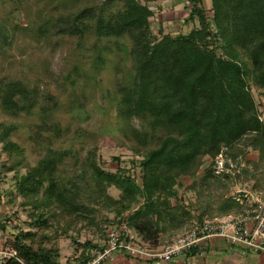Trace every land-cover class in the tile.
<instances>
[{
    "label": "trees",
    "instance_id": "16d2710c",
    "mask_svg": "<svg viewBox=\"0 0 264 264\" xmlns=\"http://www.w3.org/2000/svg\"><path fill=\"white\" fill-rule=\"evenodd\" d=\"M119 1V8L109 19L98 18L91 23L88 19L93 9L83 7L67 10L64 16L46 21L42 28L48 29L50 23L55 31L78 36L93 33L99 38L129 39L131 70L120 91L119 104L126 119L136 120L129 132L137 145L134 152L141 157L140 183L124 167L111 172L94 163L90 166L97 188L96 203L104 209V215L112 214L103 217L102 225L120 219L142 243L154 248L166 230H188L193 225L191 221L201 222L207 215L219 218L241 212L242 205L227 197L216 202V214L212 213L211 206L215 205L208 195L227 191L231 178L214 175L209 166L204 169L197 190L198 195L209 191L204 209L202 205L195 206L194 211L202 209L196 215L171 201V189L178 185L180 177L194 176L204 157L213 160L223 152L235 160L248 148L258 153L253 168L264 162V121L259 119L250 89L253 86L264 93V0H210V15L203 0H181L187 10L184 20L197 21V27L176 36L162 34L159 39L150 30L153 11L159 9V4L154 3L159 0ZM36 100V94L19 81L0 83L4 111L28 112ZM8 146L14 152L19 150L15 143ZM62 156L63 152L48 150L39 161V168L18 181L19 188L36 183L45 188L50 178L54 186L52 193L47 191L37 203H27H34L33 208L43 211L31 224L49 228L44 215L47 211L56 223L69 220L98 227L93 215L95 207L82 203L78 183L66 182L60 187L53 183L51 172ZM242 174L249 172L243 170ZM109 186L120 190L119 198L106 194ZM195 186L192 181L188 189L195 190ZM3 223L0 222L1 231L5 228ZM100 231L102 234L103 228ZM34 236L25 233L21 238L16 235L12 241H6L28 264H61L55 248L33 246ZM95 245L90 241L80 245L77 264L87 261L85 249Z\"/></svg>",
    "mask_w": 264,
    "mask_h": 264
},
{
    "label": "rangeland",
    "instance_id": "374dc122",
    "mask_svg": "<svg viewBox=\"0 0 264 264\" xmlns=\"http://www.w3.org/2000/svg\"><path fill=\"white\" fill-rule=\"evenodd\" d=\"M176 2L154 3L159 4V9L153 11L150 30L156 39L162 34H185L194 25L197 27V21L184 20L186 5ZM203 2L208 10L210 0ZM118 3L119 0H0V83L19 81L37 97L33 108L23 113L4 111L0 104V222L9 216L0 237L12 241L16 235L21 238L25 233H34L33 246L55 248L61 264H77L80 245L85 241L96 244L93 240L104 238L100 234L102 219L112 216L104 215V209L96 203L97 188L90 165L94 163L111 172L124 167L140 183L141 157L134 152L137 145L129 132L136 120L126 119L119 104L120 91L131 70L129 39L99 38L93 33L78 36L55 31L50 23L43 31L42 26L46 21L64 16L67 10L83 7L93 9L89 22L98 18L106 20L119 8ZM152 3L150 7L154 6ZM210 14L208 10L207 15ZM250 89L258 114L262 115L264 93L253 86ZM11 142L17 145L18 152L8 149ZM48 150L63 152L51 172L53 183L56 187L71 181L78 183L82 203L95 207L93 215L98 227L69 220L56 223L47 211L44 215L48 217L49 228L31 224L43 211L40 207L33 208L34 203H27H37L44 193H52L54 186L50 178L45 188L37 183L19 188L18 181L39 168V161ZM244 151L235 160L223 152L213 160L204 157L194 176L180 177L178 185L170 191L171 201L196 215L201 208L194 211L195 206L202 205L204 209L209 191L198 195L197 190L208 166L214 175L231 178L227 191H213L208 195L215 205L211 206L213 214L232 189L258 186L257 183L264 181V162L253 168L257 151L248 148ZM243 170L249 174H242ZM192 181L196 183L195 190L188 189ZM48 184L51 185L46 190ZM105 192L114 199L121 193L114 186L106 187Z\"/></svg>",
    "mask_w": 264,
    "mask_h": 264
},
{
    "label": "built area",
    "instance_id": "2783aa9c",
    "mask_svg": "<svg viewBox=\"0 0 264 264\" xmlns=\"http://www.w3.org/2000/svg\"><path fill=\"white\" fill-rule=\"evenodd\" d=\"M264 121V113L259 116ZM227 197L242 205L239 213H231L219 218H205L158 247H148L140 240L134 239L124 221L116 219L103 226L104 239L99 245L85 249L88 257L84 264H100L112 260L117 251L139 257L144 260L169 262L181 255L195 250L212 237H221L233 245H241L253 252L264 251V185L259 188L245 186L228 192ZM9 216L3 217V222ZM14 261L28 264L18 254L17 249L0 237V264ZM182 264H192L187 256Z\"/></svg>",
    "mask_w": 264,
    "mask_h": 264
},
{
    "label": "crops",
    "instance_id": "0c3cea01",
    "mask_svg": "<svg viewBox=\"0 0 264 264\" xmlns=\"http://www.w3.org/2000/svg\"><path fill=\"white\" fill-rule=\"evenodd\" d=\"M183 3L181 0H177V3ZM178 3V4H179ZM205 219V218H204ZM193 222V221H192ZM186 229L169 233L168 230L161 234L159 244H163L168 239L181 234ZM130 234L134 239L139 240L135 232L130 230ZM103 237L97 238L96 245L103 242ZM157 246V247H158ZM187 259L192 264H264V251L253 252L249 248L241 245H233L221 237H212L203 242L195 252H189L186 254ZM185 256V257H186ZM182 255L175 260L169 262H158L151 260H144L139 257L126 254L122 251L114 253L112 260L103 261L100 264H182V260L185 258Z\"/></svg>",
    "mask_w": 264,
    "mask_h": 264
},
{
    "label": "water",
    "instance_id": "95a60500",
    "mask_svg": "<svg viewBox=\"0 0 264 264\" xmlns=\"http://www.w3.org/2000/svg\"><path fill=\"white\" fill-rule=\"evenodd\" d=\"M183 257H185V255H182Z\"/></svg>",
    "mask_w": 264,
    "mask_h": 264
}]
</instances>
